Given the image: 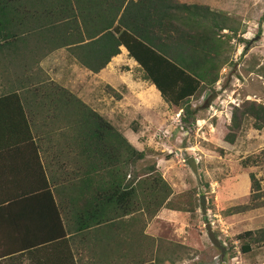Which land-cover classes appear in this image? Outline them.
Masks as SVG:
<instances>
[{
    "label": "rangeland",
    "instance_id": "obj_1",
    "mask_svg": "<svg viewBox=\"0 0 264 264\" xmlns=\"http://www.w3.org/2000/svg\"><path fill=\"white\" fill-rule=\"evenodd\" d=\"M191 1L207 3L219 14L222 25L231 30L218 32L219 63L214 81L202 83L179 105L188 106L191 114H183L178 105L164 101L146 87L140 68L124 58L112 62L105 73L117 93L101 80L87 84L86 70L77 66L65 49L46 55L39 77L96 107L131 147L142 150L143 157L127 168L130 177L154 165L166 183L169 206L174 208L162 206L157 218H149V235L143 237L141 251L143 262L264 264V241H252L242 232L264 226V206L227 212L232 206L248 203L249 173L254 174L260 190L264 189V127L255 130L244 118L235 140H223L233 107L244 100L264 104V79L256 73L258 67H264V0ZM188 158L193 160L194 170ZM244 159L247 166L242 165ZM205 221L221 243V250L210 242ZM157 240L165 247L162 260L160 253L154 257L152 251ZM243 242L248 243V250L240 248Z\"/></svg>",
    "mask_w": 264,
    "mask_h": 264
},
{
    "label": "trees",
    "instance_id": "obj_2",
    "mask_svg": "<svg viewBox=\"0 0 264 264\" xmlns=\"http://www.w3.org/2000/svg\"><path fill=\"white\" fill-rule=\"evenodd\" d=\"M221 21L206 4L179 0H0V51L15 48L17 42L34 36L43 43L45 53L64 48L80 66L95 73L122 46L139 65L140 77L164 101L179 106L202 83L214 81L219 63L218 32L231 31ZM256 73L264 79V67H258ZM44 96L49 111L59 114L82 136L80 148L91 150L94 164L100 166L102 162L106 168L103 174L107 177L101 179V173H96L87 196L83 189L76 190L75 227L101 222L106 218L101 213L108 206L125 207L123 212L140 208L142 219H149L162 206L174 208L169 206L168 187L154 165L132 177L127 172L143 157L142 150L131 147L107 120L70 91L47 82ZM11 97L17 100L13 93L0 97V112ZM178 108L183 114L193 112L188 106ZM244 118L250 120L253 129L260 130L264 127V104L244 100L233 107L224 141L235 140ZM242 165L247 166L246 159ZM248 178V203L232 206L228 213L264 206V189L260 190L254 174L249 173ZM189 209H193L192 204ZM88 212L91 217L85 218ZM242 232L252 241H264V226ZM164 248L157 240L152 248L154 257L160 253L159 260L164 259ZM240 248L245 251L249 245L243 242Z\"/></svg>",
    "mask_w": 264,
    "mask_h": 264
},
{
    "label": "crops",
    "instance_id": "obj_3",
    "mask_svg": "<svg viewBox=\"0 0 264 264\" xmlns=\"http://www.w3.org/2000/svg\"><path fill=\"white\" fill-rule=\"evenodd\" d=\"M117 49L97 72L83 67L87 84L101 80L118 92L105 76L108 66L121 58L131 66L139 65L122 46ZM51 51L45 53L43 43L34 36L0 51V97L10 93L17 97L8 98L0 112V264H146L141 259L143 237L149 220L157 218L159 211L142 219L140 208L123 212L125 207L108 206L101 222L75 227L76 190L83 189L84 195L91 192L96 173L105 179L106 168L102 162L94 164L91 150L80 148L82 136L69 122L49 111L44 96L49 81L40 80L39 72ZM145 86L159 95L151 84ZM88 107L106 118L96 107ZM84 215L91 217L89 212Z\"/></svg>",
    "mask_w": 264,
    "mask_h": 264
},
{
    "label": "water",
    "instance_id": "obj_4",
    "mask_svg": "<svg viewBox=\"0 0 264 264\" xmlns=\"http://www.w3.org/2000/svg\"><path fill=\"white\" fill-rule=\"evenodd\" d=\"M187 163H188L189 167L194 170V163H193V160L191 158L187 159ZM199 203H200V207H201V212H202V214H204L205 209H204V202H203V196L202 195L199 196ZM203 227L206 228V234H207L208 238L210 239V242L212 244H214L215 246L219 247L220 248L219 250H221L222 245L219 242L218 238L214 235L212 229H210V225L207 221H205V223L203 224Z\"/></svg>",
    "mask_w": 264,
    "mask_h": 264
}]
</instances>
